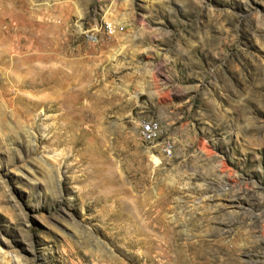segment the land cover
Returning a JSON list of instances; mask_svg holds the SVG:
<instances>
[{
  "label": "rangeland",
  "instance_id": "374dc122",
  "mask_svg": "<svg viewBox=\"0 0 264 264\" xmlns=\"http://www.w3.org/2000/svg\"><path fill=\"white\" fill-rule=\"evenodd\" d=\"M0 264H264V0H0Z\"/></svg>",
  "mask_w": 264,
  "mask_h": 264
},
{
  "label": "bare ground",
  "instance_id": "6f19581e",
  "mask_svg": "<svg viewBox=\"0 0 264 264\" xmlns=\"http://www.w3.org/2000/svg\"><path fill=\"white\" fill-rule=\"evenodd\" d=\"M102 28H104V27H102ZM118 32H120V31H118ZM87 37H88L89 41H92V39L93 40H97V37L93 33H90L89 35H87ZM163 134L164 133H162L161 126L158 123H155V122H145L142 125L141 137H142V139L145 142L151 143V142H154L156 140H159V139L162 138V135ZM163 143H164V145H162V146H166V145L170 146V142H168L167 139H164L163 140Z\"/></svg>",
  "mask_w": 264,
  "mask_h": 264
},
{
  "label": "built area",
  "instance_id": "2783aa9c",
  "mask_svg": "<svg viewBox=\"0 0 264 264\" xmlns=\"http://www.w3.org/2000/svg\"><path fill=\"white\" fill-rule=\"evenodd\" d=\"M101 27H109V29H116L117 31H121L123 30V27L121 25H117V26H114V25H111L109 23H104L103 25H100ZM96 40H93L92 39V42H95ZM151 127V126H150Z\"/></svg>",
  "mask_w": 264,
  "mask_h": 264
}]
</instances>
